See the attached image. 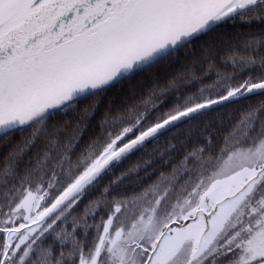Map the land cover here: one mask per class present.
I'll use <instances>...</instances> for the list:
<instances>
[{
  "label": "snow or ice",
  "instance_id": "snow-or-ice-1",
  "mask_svg": "<svg viewBox=\"0 0 264 264\" xmlns=\"http://www.w3.org/2000/svg\"><path fill=\"white\" fill-rule=\"evenodd\" d=\"M0 264H264V0H0Z\"/></svg>",
  "mask_w": 264,
  "mask_h": 264
},
{
  "label": "trees",
  "instance_id": "trees-1",
  "mask_svg": "<svg viewBox=\"0 0 264 264\" xmlns=\"http://www.w3.org/2000/svg\"><path fill=\"white\" fill-rule=\"evenodd\" d=\"M136 159V157H133V160H135Z\"/></svg>",
  "mask_w": 264,
  "mask_h": 264
}]
</instances>
